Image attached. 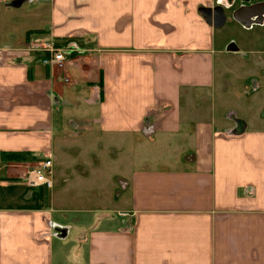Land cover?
<instances>
[{
  "label": "crops",
  "instance_id": "obj_1",
  "mask_svg": "<svg viewBox=\"0 0 264 264\" xmlns=\"http://www.w3.org/2000/svg\"><path fill=\"white\" fill-rule=\"evenodd\" d=\"M44 1L0 0V14L25 20L0 39V155L27 154L0 158V264H264V15L237 40L263 49L226 58L198 12L216 0ZM45 43L64 54L61 69L42 65ZM67 125L70 140L141 144L113 156L112 227L66 219L93 212L68 172L56 168L50 189L25 182L53 163ZM88 164L71 168L100 165Z\"/></svg>",
  "mask_w": 264,
  "mask_h": 264
},
{
  "label": "rangeland",
  "instance_id": "obj_2",
  "mask_svg": "<svg viewBox=\"0 0 264 264\" xmlns=\"http://www.w3.org/2000/svg\"><path fill=\"white\" fill-rule=\"evenodd\" d=\"M257 1L260 0H230L233 7L238 6L241 3V6H247L251 2H253L251 4H255L258 3ZM15 2H24L28 3L26 6H31L29 4H32L33 2L38 4L45 1L15 0ZM216 2L218 6L220 5V7L224 10V14L227 19L224 27L217 30L215 37L217 48L223 52L224 57L228 58V55L226 54H228L229 49L236 51L237 57L245 55L244 53L248 49L262 50L263 47L261 45H250V47H246L240 45L237 41L253 37L255 33H258L261 30L256 28L257 26L255 25L252 27L251 25H253V22L247 26L243 24V27L242 24L236 23L232 18V14L234 12H232L233 7H230V5L228 6V0H219V3L218 0H216ZM17 16H19V14L16 12L5 15L0 14V39H3L7 36L20 34L19 30L23 29L21 24L24 23L25 20L18 18ZM15 18L20 19V22L16 21ZM21 20L23 21L21 22ZM230 39H233L232 44L228 42ZM247 59H249V63L250 58L247 57ZM239 73L240 71L227 77V80L233 84V90L235 87L240 90L243 78L239 76ZM253 100H256V96L251 91V86H248L247 94L242 95L240 101L249 104V109L246 111V113L250 116H253L257 110V104ZM64 113L70 114L71 112L69 110H65ZM65 129L66 131L64 133V137L57 138L54 144V151L51 154L53 162L52 164L54 166L52 169V174L53 172H56V168H59L61 172H68V177L70 178V185L68 186L77 189L80 192L78 199L82 200V207L93 209V212L85 211L79 214V216L76 215V217L68 215L71 217L66 219H79V221L84 224H89L99 228L112 227L111 223L118 220L117 209L114 208L110 197V193L113 191L112 186L113 181L115 180L114 175L118 172V169L114 167L113 164V156L119 155L124 158L123 156L125 155L126 149L117 154L116 152L119 150L117 147L123 146L124 148H127L133 144H141L135 142L134 139H122L112 135L99 136L98 134L93 133H89L78 140H70L71 136L69 131H73V128L71 125H67ZM69 149L73 150L69 152ZM141 154L142 153L139 152V149H137L136 155L141 156ZM95 162L100 164L99 168L87 169L86 171L88 174L85 176H76L74 169L71 168V164H93ZM66 166L69 168H66ZM125 171L126 169H123V172H119L122 173L121 175H123ZM46 177L49 178L51 182L54 178L53 175H51V177Z\"/></svg>",
  "mask_w": 264,
  "mask_h": 264
},
{
  "label": "built area",
  "instance_id": "obj_3",
  "mask_svg": "<svg viewBox=\"0 0 264 264\" xmlns=\"http://www.w3.org/2000/svg\"><path fill=\"white\" fill-rule=\"evenodd\" d=\"M36 49L47 53V57L42 60L43 66H50L61 69L65 63L64 54L58 50L53 43L42 44L41 47H35ZM52 174V164L50 160H44L38 164L34 169H31L25 175V182L31 186H43L47 189L52 187V184L46 176L50 177ZM123 216V215H121Z\"/></svg>",
  "mask_w": 264,
  "mask_h": 264
},
{
  "label": "water",
  "instance_id": "obj_4",
  "mask_svg": "<svg viewBox=\"0 0 264 264\" xmlns=\"http://www.w3.org/2000/svg\"><path fill=\"white\" fill-rule=\"evenodd\" d=\"M198 12L205 23L215 30L223 28L226 23L227 19L224 10L219 6L215 8H200ZM263 15L264 2H259L249 6L239 7L233 12L232 18L237 23L249 24L253 20L255 22L261 20Z\"/></svg>",
  "mask_w": 264,
  "mask_h": 264
},
{
  "label": "trees",
  "instance_id": "obj_5",
  "mask_svg": "<svg viewBox=\"0 0 264 264\" xmlns=\"http://www.w3.org/2000/svg\"><path fill=\"white\" fill-rule=\"evenodd\" d=\"M99 87L100 90L102 89V82L100 80L99 82ZM25 156H27V154H20V153H9V154H1L0 158L3 161H8V162H22L25 159Z\"/></svg>",
  "mask_w": 264,
  "mask_h": 264
},
{
  "label": "flooded vegetation",
  "instance_id": "obj_6",
  "mask_svg": "<svg viewBox=\"0 0 264 264\" xmlns=\"http://www.w3.org/2000/svg\"><path fill=\"white\" fill-rule=\"evenodd\" d=\"M252 22H255V20H253ZM250 24V23H249ZM245 25H248V24H245Z\"/></svg>",
  "mask_w": 264,
  "mask_h": 264
}]
</instances>
